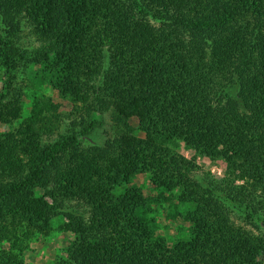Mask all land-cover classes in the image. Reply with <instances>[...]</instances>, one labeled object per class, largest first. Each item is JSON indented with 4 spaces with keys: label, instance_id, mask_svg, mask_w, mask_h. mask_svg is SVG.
I'll return each instance as SVG.
<instances>
[{
    "label": "trees",
    "instance_id": "1",
    "mask_svg": "<svg viewBox=\"0 0 264 264\" xmlns=\"http://www.w3.org/2000/svg\"><path fill=\"white\" fill-rule=\"evenodd\" d=\"M0 25V66L34 64L32 84L78 112L55 137L51 99L23 118V87H3L0 122H21L0 134V264H24L58 216L74 236L59 264H264V234L232 220L264 225V0H0ZM23 27L37 48L18 46ZM105 114L115 136L85 147ZM132 118L142 138L123 130ZM139 175L157 196L138 207ZM174 200L189 235L169 244L149 215Z\"/></svg>",
    "mask_w": 264,
    "mask_h": 264
},
{
    "label": "rangeland",
    "instance_id": "2",
    "mask_svg": "<svg viewBox=\"0 0 264 264\" xmlns=\"http://www.w3.org/2000/svg\"><path fill=\"white\" fill-rule=\"evenodd\" d=\"M2 27V25H0ZM18 46L33 50L38 47L33 36L30 35L29 29L26 27L22 28L20 34H18ZM36 69L34 64L29 63L22 65V67L15 73V71H5L0 66V93L8 80L14 76L13 81L14 87H23L24 96L22 97L23 104V118H26L29 114V108L32 106L36 98H49L52 100V109L59 115V128L55 133V137L58 136L59 132L62 134L67 131L71 122L74 121L78 116L75 105L69 101L60 98L56 95L51 88L48 86L34 83L32 81L35 77ZM19 121H15L12 125H6L0 122V134L13 131L20 124ZM115 124L109 114H105L102 117V125L93 134L83 139L85 147L102 145L104 141L109 137L115 136ZM126 132L142 138L143 134L139 131L138 122L135 118L128 121V125L123 127ZM176 151L188 160L195 161L196 165L204 172H209L215 178H221L225 175L226 164L221 159H212L207 156H203L195 153L193 150L188 148L182 141H177L174 145ZM133 186L137 189L139 198L136 201L139 207L145 199L155 198L157 192L150 187L148 177L139 175L133 182ZM123 193V190H119ZM178 204L176 200L173 203H165L163 205L153 204L151 206L152 213L149 215L151 219H154L157 230L169 244H172L178 240L185 239L189 235V224L183 223L179 219H172L169 217V212L174 211L172 205ZM69 209L75 213L85 212L84 207H79L76 203H70ZM189 209L188 205H179L180 211ZM232 220L235 226H242L247 230H251L255 233L264 234V225L262 222H257L259 227L258 230L247 223H244L242 217L238 213L232 215ZM67 223V219L62 216H58L52 221V231L48 237H37L34 238L29 244L27 254L24 256V264H59L62 261L67 260L68 254L67 249L74 239V236L61 230V226ZM8 250V245H0V253ZM264 263V262H263Z\"/></svg>",
    "mask_w": 264,
    "mask_h": 264
}]
</instances>
